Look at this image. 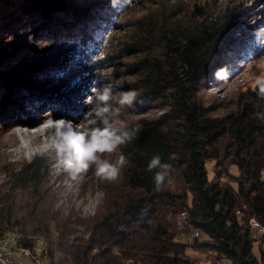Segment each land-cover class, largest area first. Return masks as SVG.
<instances>
[{
	"label": "trees",
	"instance_id": "obj_1",
	"mask_svg": "<svg viewBox=\"0 0 264 264\" xmlns=\"http://www.w3.org/2000/svg\"><path fill=\"white\" fill-rule=\"evenodd\" d=\"M64 1L0 0V139L46 118L85 121L86 97L105 84L140 92L143 104L124 117L144 128L122 147L129 163L119 181L101 183L102 208L89 220L52 212L45 154L0 165V236L16 229L22 248L40 238L48 264H264V234L249 223L264 229V100L254 89L204 98L223 84L218 69L232 79L263 54L264 19L241 4L171 0L128 22L118 14L139 0ZM157 154L174 170L159 192L146 171ZM73 224L88 237L69 239Z\"/></svg>",
	"mask_w": 264,
	"mask_h": 264
},
{
	"label": "rangeland",
	"instance_id": "obj_2",
	"mask_svg": "<svg viewBox=\"0 0 264 264\" xmlns=\"http://www.w3.org/2000/svg\"><path fill=\"white\" fill-rule=\"evenodd\" d=\"M64 3V0H55ZM185 1V8L194 7V3L197 5L205 0H183ZM161 2L173 4L171 0H139L138 4L133 8H129V4L125 5L124 9H127L123 16H119L120 21L126 20L128 22L134 21L137 17H141L145 10L151 9V7L158 6ZM220 4L225 6L230 4H237L242 6H247L251 11V18H257L255 20L264 19V0H220ZM260 10V11H259ZM255 12V13H254ZM117 17V19H118ZM254 22V21H253ZM251 24L252 22L249 21ZM263 26V28H261ZM259 26L258 31L264 29V24ZM257 33V32H256ZM260 46L264 44H260ZM112 46V45H111ZM264 58L263 54L256 56L255 59H247L242 65H240L237 75L217 88H210L204 93V98L209 100V98L217 100L228 96L230 98L234 94L240 91H248L254 89V76L259 75L261 71H264L261 67H258V62ZM158 115V111H153L149 114L152 118ZM88 116L84 120H70L67 117H55L42 119L39 125L33 129L30 127H15L8 131L7 134L3 135L0 139V165H6L10 168L17 169L24 163H29L33 160L37 154H45L49 157V154L54 151L55 140L53 139L51 133L54 131L53 121H60L62 119L71 121L74 126H81L87 124L88 120L91 119ZM126 122L129 118L122 117ZM116 156V155H115ZM114 160V156L109 157ZM49 174L48 185L46 186L50 190L51 201L53 204L54 213L59 214L60 218L66 220L70 218L71 220L81 218L82 220H89L95 216L99 210L102 208L104 193L101 191V181L95 176L94 170L90 169L89 172L80 180L78 183L71 182L67 175L61 170L54 167V161L49 158ZM213 163H207L205 167L208 171V177L211 179L213 177L212 168ZM231 176H238V171L236 167L230 168ZM3 177L0 176V179ZM235 183L233 184V186ZM183 215L179 216L181 219ZM74 229V236L69 239L86 238L88 237V231L85 226L82 225H70ZM4 235V233L2 234ZM1 235V236H2ZM195 235H183L180 236L181 243H188L192 238L198 237ZM256 236V235H255ZM256 236L255 238H257ZM18 239V237H17ZM16 239V242H17ZM35 240H33V243ZM32 243V244H33ZM18 244V242H17ZM19 246V245H18ZM20 247V246H19ZM46 249V248H45ZM254 252L258 253L257 245L254 246ZM189 254H194L190 249L187 251ZM195 255H199L198 253ZM205 256L201 255L200 260H204Z\"/></svg>",
	"mask_w": 264,
	"mask_h": 264
},
{
	"label": "clouds",
	"instance_id": "obj_3",
	"mask_svg": "<svg viewBox=\"0 0 264 264\" xmlns=\"http://www.w3.org/2000/svg\"><path fill=\"white\" fill-rule=\"evenodd\" d=\"M256 40L264 44V29L256 33ZM258 67L264 69V58L258 62ZM214 79L224 83L230 76L218 69ZM254 90L257 97L264 100V71L254 76ZM91 91L93 94L86 97L85 103L91 105L88 115L92 118L86 125L74 126L71 121L64 119L52 122L54 131L51 135L55 140V148L49 158L54 161V167L61 169L71 182L78 183L93 169L101 182L115 183L120 180L122 170L129 163L121 152L122 147L138 137L144 128L139 121L129 126L122 117L130 110L137 112V106L142 105L143 100L135 89L116 93L105 84L99 88L93 87ZM256 115L264 125V112ZM117 153L120 154L114 160L106 158ZM146 171L153 174L154 190L157 192L172 183V165L163 162L159 154L150 159Z\"/></svg>",
	"mask_w": 264,
	"mask_h": 264
},
{
	"label": "built area",
	"instance_id": "obj_4",
	"mask_svg": "<svg viewBox=\"0 0 264 264\" xmlns=\"http://www.w3.org/2000/svg\"><path fill=\"white\" fill-rule=\"evenodd\" d=\"M249 223L256 230L257 234L260 236L264 234V229L260 228L255 220L252 219ZM16 239V229H11L0 236V264H48L44 259V241L37 238L31 247L22 248V246H18ZM218 264L229 263L224 261Z\"/></svg>",
	"mask_w": 264,
	"mask_h": 264
}]
</instances>
